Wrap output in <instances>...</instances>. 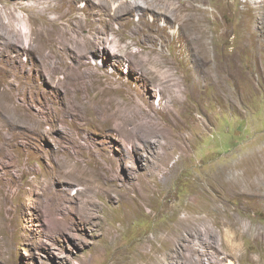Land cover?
<instances>
[{"label":"rangeland","instance_id":"374dc122","mask_svg":"<svg viewBox=\"0 0 264 264\" xmlns=\"http://www.w3.org/2000/svg\"><path fill=\"white\" fill-rule=\"evenodd\" d=\"M188 2L207 53L188 20L173 21ZM25 3L0 0V18H27ZM97 3L45 23L57 61L88 64L71 84L69 68H32L16 50L29 39L12 49L0 27V264H264V198L238 164L264 151V0ZM87 41L96 49L80 58ZM105 99L139 117L119 118L124 131L100 126ZM39 124V136L28 130ZM224 170L246 189L214 185ZM229 218L235 231L220 224ZM192 222L215 244L183 231Z\"/></svg>","mask_w":264,"mask_h":264},{"label":"bare ground","instance_id":"6f19581e","mask_svg":"<svg viewBox=\"0 0 264 264\" xmlns=\"http://www.w3.org/2000/svg\"><path fill=\"white\" fill-rule=\"evenodd\" d=\"M77 1H79V0H26V3L24 4V6L29 9L27 18H25L24 16H21V15H15L16 13L15 14L6 13V16L8 18L7 21H4V19L0 18V20H1L0 21V27L4 28L7 31V33L9 32L11 35L10 37H12V36L15 37V40H13L10 43V46L12 47V49H15L17 47V43L21 39H23V37L29 39L28 45L24 42L27 46L23 45L22 49H16V50L23 52V53H25L24 51L29 52V55L31 57L30 59L33 62L32 68H35L38 72L42 70L45 74H47L46 76H49V77H53V75L57 71H61L60 69L62 67L69 68L72 71L68 72V74H66L67 76H64V81H70V84L72 81L75 80V78L79 79L80 77H83L85 75H88V76L91 75L89 73L84 74L82 72V70L86 69L88 64L86 65L85 62L79 60L80 63H78L77 65L65 64L63 66L61 64L63 62L57 61L56 56L54 55V52H52L51 50H47L48 46L43 41V37L45 38V36H47L49 33V30H48L47 26L45 25V23H47V21H60L61 19H63V17L69 12V10H71V6L74 3H76ZM153 1H155V0H153ZM108 2H109V0H98L97 6H99L100 9L106 11L110 8V4ZM16 5H19V3H16ZM170 5H171V3L166 4L167 7H169ZM119 6H122V5H118L116 8H118ZM150 6L152 7V3H150ZM185 11H186V13L184 14ZM158 16L159 15H156V19H158ZM172 18H173V21H175L179 26H183L185 21L188 20L189 24H191L190 27L194 29L193 34H190V35L187 34L188 37L193 39V40L199 39V41H198L199 44L204 49L205 53H207L208 43L206 42V32L201 31L200 33H197V32H199V29H200V25L197 23V21H198V8H197V6L193 5L191 2H188L182 8L175 7L173 9ZM30 25H31V29H32V34L34 36L29 35L30 36L29 37L27 35V32L29 33ZM62 27L64 28L63 31H66V32L70 31L69 26L63 25V23H62ZM80 27H81V25L78 24V28H80ZM18 39H20V40H18ZM70 41L78 43L77 39L71 38ZM86 45H87V49L82 50V51H78V53H79L78 57L83 58L88 51H92L93 49L94 50L96 49L93 41H87ZM68 53H69V51H65L64 54H68ZM64 54H62V56H64ZM8 58L13 60L14 62L16 61V58L11 56V55H9ZM80 58H78V59H80ZM150 63L153 64V66H154L153 61H150ZM83 66H85V67L82 69L81 67H83ZM153 66L150 70V73H153L155 70H157ZM77 67H80V72L76 73V74L69 75ZM220 70H222V69L220 68ZM157 77L159 79H163L165 77V71H161ZM91 78H92V76H91ZM83 79L85 80V78H83ZM62 83L63 82H61L60 84H62ZM76 83H79V80ZM81 85H83V84H81ZM86 87H88V86H86ZM103 93L105 94L104 89H103ZM3 96H4L5 101H9L8 95L4 94ZM85 103L88 104L89 102L86 101ZM137 108H139V107H137ZM145 112L147 113V111H145ZM95 113H96V116L99 118L98 123L100 124V126L110 127V126L114 125L113 129L118 130V131H124V126L116 123L119 118L126 121V120H135L136 118L139 117L138 116L139 112H137L135 108L134 109L131 108V110L127 112L124 105H122L121 103L115 104L113 102V104H112L111 101H109L107 99H105V102H103L100 105V107L95 110ZM28 130H30L33 134H34V132L37 133L39 136V133L41 132L40 124L38 127H35V126L28 127ZM79 149H80V147H79ZM244 159H245V162L243 163ZM238 164L243 165L244 169L242 171V174L247 175V177L249 178V186L247 188L250 189V192H251L255 202L262 200L264 198V151H257V150L250 151L248 153V155H246L242 159V162L239 161ZM215 174L220 179H217V177L215 175V180L212 183L218 187L227 185V187H225V188L238 189L240 187L242 189H246V187H244L240 182V179H242V176L239 178L240 175L235 173L234 171L227 172L226 170H224V173H222V175L219 174L218 172ZM220 216L222 217L221 214H220ZM220 224L222 226H225V228L229 231H235V229H236L235 226L237 227L238 219L233 218L230 221V218H229L227 220L220 221ZM179 225L180 224H178L177 226H179ZM194 225H195V222H192L190 224H186L183 231H186L187 229L194 230L196 232V236L200 239L201 243L205 244L201 240V238L199 237V233L195 230ZM228 235L232 236V234H230V233ZM232 237H230V240L232 239ZM205 241H206V239H205ZM213 244H215V242L205 244L204 246L207 247V246H211ZM222 244L227 246V244L224 241H222Z\"/></svg>","mask_w":264,"mask_h":264}]
</instances>
